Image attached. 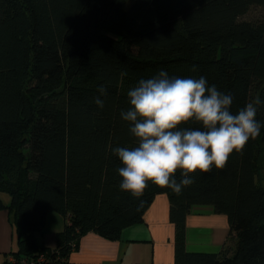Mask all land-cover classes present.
Here are the masks:
<instances>
[{
	"label": "trees",
	"instance_id": "16d2710c",
	"mask_svg": "<svg viewBox=\"0 0 264 264\" xmlns=\"http://www.w3.org/2000/svg\"><path fill=\"white\" fill-rule=\"evenodd\" d=\"M252 7L264 0H0V209L18 235L15 261L1 264H56L88 231L117 239L158 193L169 201L175 264H264V103L260 135L225 168L197 171L180 195L151 182L139 199L121 191L112 152L135 146L121 118L128 90L161 69L206 77L233 96V113L264 102V17L246 18ZM195 204L227 217L232 242L217 253L186 249ZM50 210L65 219L54 247L36 237Z\"/></svg>",
	"mask_w": 264,
	"mask_h": 264
},
{
	"label": "clouds",
	"instance_id": "9594fccd",
	"mask_svg": "<svg viewBox=\"0 0 264 264\" xmlns=\"http://www.w3.org/2000/svg\"><path fill=\"white\" fill-rule=\"evenodd\" d=\"M194 65L192 71H196ZM94 98L99 108L107 89L101 85ZM130 107L121 111L135 138L133 147H116L112 152L122 164L119 188L139 199L149 182L180 195L194 183L193 175L208 173L213 166L223 169L230 156L243 152L248 141L260 135L256 119L262 102L257 96L236 113L231 111L233 96L209 86L206 77H169L161 69L140 79L127 92ZM193 121L199 128H182ZM181 179L177 181L176 173Z\"/></svg>",
	"mask_w": 264,
	"mask_h": 264
},
{
	"label": "crops",
	"instance_id": "0c3cea01",
	"mask_svg": "<svg viewBox=\"0 0 264 264\" xmlns=\"http://www.w3.org/2000/svg\"><path fill=\"white\" fill-rule=\"evenodd\" d=\"M64 217L48 211L37 239L48 247L56 244L55 233L64 227ZM228 220L212 205L195 204L186 216V249L217 253L228 240ZM174 224L169 218L165 193L154 196L143 221L122 229L119 238L109 239L94 231L83 233L68 256L56 264H175ZM17 231L7 209H0V262L16 247Z\"/></svg>",
	"mask_w": 264,
	"mask_h": 264
},
{
	"label": "rangeland",
	"instance_id": "374dc122",
	"mask_svg": "<svg viewBox=\"0 0 264 264\" xmlns=\"http://www.w3.org/2000/svg\"><path fill=\"white\" fill-rule=\"evenodd\" d=\"M248 19H254V18H261L264 17V9L261 7H252L250 11L245 15ZM2 199L7 202L8 201V195L6 193H1ZM52 213L57 214L55 210H50Z\"/></svg>",
	"mask_w": 264,
	"mask_h": 264
},
{
	"label": "built area",
	"instance_id": "2783aa9c",
	"mask_svg": "<svg viewBox=\"0 0 264 264\" xmlns=\"http://www.w3.org/2000/svg\"><path fill=\"white\" fill-rule=\"evenodd\" d=\"M69 218V216L67 217ZM45 258V256L43 254H40L37 258V260H43ZM8 260L11 262L15 261V258L12 255L8 256ZM1 264V263H0ZM17 264H33V260L31 259H26V258H21Z\"/></svg>",
	"mask_w": 264,
	"mask_h": 264
}]
</instances>
